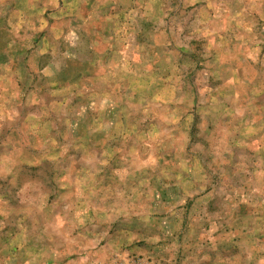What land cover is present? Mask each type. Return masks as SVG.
<instances>
[{
	"label": "rangeland",
	"instance_id": "374dc122",
	"mask_svg": "<svg viewBox=\"0 0 264 264\" xmlns=\"http://www.w3.org/2000/svg\"><path fill=\"white\" fill-rule=\"evenodd\" d=\"M115 3L0 54V264L114 218L119 188L149 190L154 225L185 206L167 264H264V0ZM144 257L109 264H162Z\"/></svg>",
	"mask_w": 264,
	"mask_h": 264
},
{
	"label": "crops",
	"instance_id": "0c3cea01",
	"mask_svg": "<svg viewBox=\"0 0 264 264\" xmlns=\"http://www.w3.org/2000/svg\"><path fill=\"white\" fill-rule=\"evenodd\" d=\"M95 1L0 0L1 28L9 26L17 30L15 33L9 34V38L3 40L2 47H0V54L3 52V56L5 55L8 59L3 57V59H6V66H18L27 50L28 52L32 50L27 49V46L32 45L34 51L41 52L40 40L42 39V33L49 26L43 20L44 17H47L48 20L54 15L80 14L88 15L89 18V15H94L96 11L98 15H112L111 13H115L113 9L119 8V6L116 7L115 0L96 1L97 6H95ZM22 17H24L23 20ZM33 18H35V21L32 24L30 19ZM26 21L30 22L26 23ZM25 28H34V32L29 35ZM104 29L101 27L100 30L102 31H98V35L101 36ZM23 57L25 58V56ZM97 65L101 66L102 64L97 63ZM128 178L133 179L132 175ZM21 184L25 185L27 189L28 185L25 182ZM118 191L119 193H115V197L117 209L120 208L114 218L110 219L99 213L97 220L91 222L86 220L82 225H75L71 220L66 221L68 224L66 233L69 231V234L48 236V244L43 248L39 247L40 250L25 251V253L18 252L20 254L17 258L23 261L20 264H109L113 259L115 261L127 254H139L142 257L146 256L144 258L158 259L162 264H167L166 260L171 255L173 248L168 241H170V236L175 235L170 230V224L176 221L184 222L185 206L180 205L179 212L172 209L169 215L166 214L163 218L158 217V222L154 225L151 222L153 217L150 209L151 204L146 198L149 190L145 191L144 196L137 195L135 197H133L135 191L132 189L126 191L119 188ZM160 194L164 195L166 193L160 191ZM32 195L34 196V194ZM118 195L123 196V199ZM127 201L130 203L126 204ZM69 210H72V208ZM168 211H170V208ZM180 214L182 219L179 217ZM171 227L174 228V226ZM152 229L154 230L151 232ZM154 234L157 235L156 239H154ZM1 237L3 240L8 239L9 242L16 236L7 234ZM34 237L36 235L32 236L31 239ZM31 242L29 241V243ZM51 244L52 246H50ZM56 244H66L67 251H52ZM22 255L23 258H21ZM31 255L32 257H30Z\"/></svg>",
	"mask_w": 264,
	"mask_h": 264
}]
</instances>
